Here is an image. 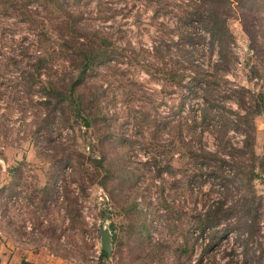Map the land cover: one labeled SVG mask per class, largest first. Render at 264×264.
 <instances>
[{"label":"rangeland","instance_id":"rangeland-1","mask_svg":"<svg viewBox=\"0 0 264 264\" xmlns=\"http://www.w3.org/2000/svg\"><path fill=\"white\" fill-rule=\"evenodd\" d=\"M230 6L221 54L203 0H0L5 246L69 264H264V113L252 149L235 113L239 85L252 107L264 94V0ZM85 48H103L76 85L89 123L44 89Z\"/></svg>","mask_w":264,"mask_h":264},{"label":"trees","instance_id":"trees-1","mask_svg":"<svg viewBox=\"0 0 264 264\" xmlns=\"http://www.w3.org/2000/svg\"><path fill=\"white\" fill-rule=\"evenodd\" d=\"M29 1V0H27ZM33 1V0H30ZM37 2L41 1H47V0H35ZM57 1V0H55ZM230 1L231 0H203L205 5L207 6V11L208 15L205 16L204 18H200V20H204L208 31H209V36L211 38V43L217 44L221 50V54H223L222 50L226 49L228 46V43L231 41V33L229 31V28L227 27L225 23V17L223 14L220 13L219 9L222 7L223 9L226 8L228 9L230 6ZM61 5V4H60ZM203 5V4H202ZM204 6V5H203ZM197 9V7H194ZM201 16V14H200ZM247 34L249 36L250 41L254 39V35L247 30ZM102 42H108L106 41V38L101 39ZM253 48V46H251ZM254 49V48H253ZM97 51H103V48H98V50H95L93 53L92 50H89L88 48H85L82 52V57H81V63L78 66V71L75 74V76H70L68 78H63L65 81L62 83L63 88H59L53 83H49L44 89H46L47 93H51L53 91H58V94L60 95L59 97V103H63L66 99H71V102H73L75 109L78 112H82L84 115V121L85 122H90L89 119V114L88 112H84L85 108L83 105V100L81 99L80 95L77 94L76 92V85L79 83L80 79L83 78L86 68L90 64V57L94 56ZM225 52V51H224ZM59 89V90H57ZM237 92V100L236 103L239 106V108L243 109V111H238L235 110L236 118H237V123L240 125L241 129L244 131V146H247L249 148H253V142H252V132L249 129L246 128H251L253 130V116L258 113H264V108H261L262 105L264 106V94L262 91L258 92L257 95L255 96L256 99H259L258 102H256L255 107H252V104L249 103L245 99L246 93H251L252 91L243 86L239 85L237 89H235ZM64 109V108H63ZM211 154H217L215 151H210ZM223 159V158H221ZM221 209L219 208L218 211L213 212L211 215L212 219H219L221 216ZM223 214V213H222ZM218 220H208V223L211 225L215 226L217 225ZM216 223V224H215ZM101 256H106L108 253L101 249L100 251Z\"/></svg>","mask_w":264,"mask_h":264},{"label":"crops","instance_id":"crops-1","mask_svg":"<svg viewBox=\"0 0 264 264\" xmlns=\"http://www.w3.org/2000/svg\"><path fill=\"white\" fill-rule=\"evenodd\" d=\"M0 264H69L61 260L41 254L21 252L13 247H7L0 239Z\"/></svg>","mask_w":264,"mask_h":264},{"label":"water","instance_id":"water-1","mask_svg":"<svg viewBox=\"0 0 264 264\" xmlns=\"http://www.w3.org/2000/svg\"><path fill=\"white\" fill-rule=\"evenodd\" d=\"M102 237H101V248L106 251L107 253L110 252L111 250V244L109 241V234L108 232L102 231L101 232Z\"/></svg>","mask_w":264,"mask_h":264}]
</instances>
